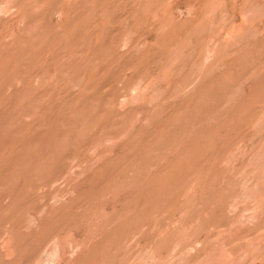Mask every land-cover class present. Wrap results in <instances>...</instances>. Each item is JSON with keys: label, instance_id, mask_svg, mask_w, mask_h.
Here are the masks:
<instances>
[{"label": "rangeland", "instance_id": "obj_1", "mask_svg": "<svg viewBox=\"0 0 264 264\" xmlns=\"http://www.w3.org/2000/svg\"><path fill=\"white\" fill-rule=\"evenodd\" d=\"M0 264H264V0H0Z\"/></svg>", "mask_w": 264, "mask_h": 264}]
</instances>
